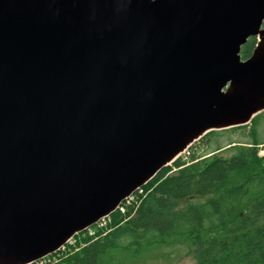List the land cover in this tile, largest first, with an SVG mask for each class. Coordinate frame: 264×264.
Masks as SVG:
<instances>
[{"label": "water", "instance_id": "obj_1", "mask_svg": "<svg viewBox=\"0 0 264 264\" xmlns=\"http://www.w3.org/2000/svg\"><path fill=\"white\" fill-rule=\"evenodd\" d=\"M262 111L264 0H0V264L59 250Z\"/></svg>", "mask_w": 264, "mask_h": 264}, {"label": "trees", "instance_id": "obj_2", "mask_svg": "<svg viewBox=\"0 0 264 264\" xmlns=\"http://www.w3.org/2000/svg\"><path fill=\"white\" fill-rule=\"evenodd\" d=\"M256 42L249 37L242 45V59ZM263 147L256 139L229 146L227 155H180L114 210L104 228L93 224L72 237L74 244L29 264H112L119 250L135 256L176 244L192 248L193 264H264Z\"/></svg>", "mask_w": 264, "mask_h": 264}, {"label": "rangeland", "instance_id": "obj_3", "mask_svg": "<svg viewBox=\"0 0 264 264\" xmlns=\"http://www.w3.org/2000/svg\"><path fill=\"white\" fill-rule=\"evenodd\" d=\"M264 141V111L259 114L255 123H248L236 128L213 130L192 143L181 155L184 159L192 154L207 156L212 152L222 155L230 153L229 146L238 143ZM264 152V147L260 153ZM92 234V233H91ZM66 244V243H65ZM64 244V245H65ZM74 244V241L71 242ZM64 248V247H63ZM192 248L187 244L161 246L155 249L142 250L132 256L129 251H117L112 264H193Z\"/></svg>", "mask_w": 264, "mask_h": 264}, {"label": "built area", "instance_id": "obj_4", "mask_svg": "<svg viewBox=\"0 0 264 264\" xmlns=\"http://www.w3.org/2000/svg\"><path fill=\"white\" fill-rule=\"evenodd\" d=\"M141 188V186L140 187H138L136 190H138V189H140ZM135 190V191H136ZM134 191V192H135ZM134 192H132L129 196H127L125 199H123L121 202H120V204L116 207V209H120L121 211L123 210V205H122V203L123 202H126V201H128L131 197H132V195H133V193ZM115 209V210H116ZM110 215V214H109ZM109 215H107V216H104V217H102V218H100L95 224L96 225H98L99 226V228H104L105 226H106V224H107V222H109ZM91 227V226H90ZM90 227H88V228H86V229H89ZM93 231L92 230H90L89 231V234H91ZM72 242V237L67 241V243H71ZM64 247V245L61 247V248H63Z\"/></svg>", "mask_w": 264, "mask_h": 264}]
</instances>
